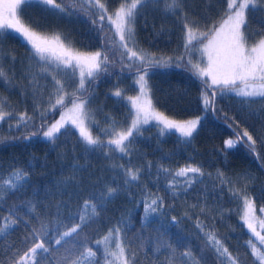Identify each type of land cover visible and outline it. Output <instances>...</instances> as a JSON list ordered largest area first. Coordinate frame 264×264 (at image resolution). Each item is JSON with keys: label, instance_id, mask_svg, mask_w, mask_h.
Here are the masks:
<instances>
[{"label": "snow or ice", "instance_id": "6c2138e0", "mask_svg": "<svg viewBox=\"0 0 264 264\" xmlns=\"http://www.w3.org/2000/svg\"><path fill=\"white\" fill-rule=\"evenodd\" d=\"M32 2L33 0H0V36L8 34L9 30L17 34L30 47L38 64L37 71H33L29 65L23 78L29 81L34 108L42 122L40 130L24 137L25 139L42 135L54 144L60 136L67 135L74 127L87 148L100 150L105 156L118 152L130 157L132 145L142 135V126L155 121L161 126V134L174 129L185 140H190L200 125L201 117L189 120L171 119L155 107L151 97L149 71L173 65L186 67L201 81L204 88L201 95L206 110L216 111L217 94H235L251 115L264 120V28L255 33L249 31V14L264 13V0H225L226 7L220 12L219 19L212 20L206 15V23H201L186 11L188 0H120L119 5L111 11L107 0H36L59 13L68 16L83 14L88 18L103 39L100 50L88 53L75 50L71 42L65 43L66 37L61 33L49 34L40 30L35 22L25 21L23 7L31 6ZM161 3L166 13L179 15L182 22L181 46L184 51L175 56H158L141 48L136 40L137 17L149 7L155 8ZM108 32L112 34L108 35ZM197 52L200 53L201 60L204 56L207 57L205 67H201L199 61H194L193 56ZM117 64L121 72L127 71L134 76V84L138 86V95L135 96H125L119 88L112 93L115 97L126 100L130 106L129 122L124 127L113 122L107 128L99 129V135H93L91 126L98 122L88 107L90 93L86 84L94 82L96 77L107 73L110 67ZM9 73L10 70H5L0 64V80L5 84L14 83V76ZM62 73L78 78L77 87L72 93L65 90L64 82L59 78ZM49 77L53 81L54 91L47 98V107L41 109L37 99L42 96L39 80ZM69 103L71 107H68ZM254 104L259 105V109L253 108ZM8 107L6 99L0 97V122L16 119V127L21 124L27 127L33 122L26 111L16 114L8 110ZM57 108L61 109L60 119L48 124L45 120L47 113ZM224 117L226 121H233L229 127L235 126L234 138L224 141L225 148L244 146L257 160L264 161V155L261 154V150H264V124L257 129L255 125L244 126L227 113H224ZM9 127L12 125L9 124ZM4 140L5 138L0 137V144ZM113 167L122 170L125 177L123 186H129L140 182L142 173L150 170L153 164L147 162L144 167H125L120 164ZM261 167L264 168V164ZM29 175L24 168H13L6 176H0V202L6 203L11 196L23 194L30 183ZM161 175L165 177L167 187L175 198L197 183L202 184L204 177H211L212 173H205L197 165L190 164L173 171L160 164L156 168L157 180ZM215 179L221 190L223 186L229 185L231 196L240 201V219L250 235L246 246L251 250L254 264H264V203L258 209L256 205L257 199L264 200V194L256 198L251 196L248 184L252 178L245 177L242 187H237L236 182L217 170ZM144 188L147 199L144 201L143 226H150V217L158 213L165 214L164 210L168 205L164 196L151 192L147 185ZM119 190L117 187H107L104 192L93 193L74 213L69 211L67 202L61 201L54 205V218L47 212H37V205L32 200L22 199L19 204L14 203L7 215L0 216V237L7 238L18 227L23 226L25 235L22 243L27 246L21 250L15 244L8 245L4 250L6 259L3 264H142L143 229L141 234L129 238L127 222L122 221L99 238L90 239L88 236V229L96 223L95 218L100 215L103 205L110 202L109 198L114 197ZM189 208H199L200 213L206 210L204 204L199 202L189 205ZM184 215L191 218L187 211ZM171 220L177 222V217L172 216ZM196 227L203 234L201 255L197 256L187 246L178 250L173 243L162 239L160 230L157 229L155 249L160 255L155 259L145 257L147 264H208V254L213 256L215 264H242L239 254L234 255L225 239L214 228H207L198 216ZM160 256H163V260Z\"/></svg>", "mask_w": 264, "mask_h": 264}, {"label": "trees", "instance_id": "16d2710c", "mask_svg": "<svg viewBox=\"0 0 264 264\" xmlns=\"http://www.w3.org/2000/svg\"><path fill=\"white\" fill-rule=\"evenodd\" d=\"M107 2L111 11L119 5L120 0ZM224 7L225 0H188L186 11L201 23H206V15L212 20H218ZM22 15L25 21L35 22L42 31L49 34L61 33L66 37L65 43L71 42V46L79 52H94L103 46L102 34L83 14L68 16L33 0L31 6L23 7ZM249 21V31L257 32L264 28V13H250ZM111 34L108 32V35ZM136 40L141 48L158 56L182 53L183 27L179 15L166 13L162 3L155 8L149 7L137 17ZM0 50V64L14 76L12 84H5L0 80V97L6 99L8 110L16 114L26 111L33 121L27 127L23 124L16 127V119L0 122V137L5 138L4 143L0 144V176H6L13 168H24L30 174L29 186L24 189L23 194L11 196L6 203L0 202V216L7 215L8 209L23 199L32 200L37 205V212H47L54 218V205L61 201L67 202L69 211L74 213L93 193L104 192L107 187H117L120 189L118 193L103 205L100 215L95 218L96 223L88 229L90 239L101 237L117 222L123 221L127 222L129 238L141 234L143 229L142 264H147L145 257L155 259L160 255L155 249L157 229L160 230L161 238L173 243L178 250L187 246L199 256L204 240L203 234L196 227L198 216L207 228H214L225 239L234 255L239 254L242 264H254L251 250L246 246L250 235L240 219V201L231 196L229 185L223 186L221 190L215 179L217 170L236 182L237 187H242L245 177L252 178L248 184V192L254 198L264 194V168L261 167L264 161L257 160L244 146L225 148L224 141L234 138L235 126L229 127L233 121H226L224 113L229 117L234 116L244 126L255 125L259 129L264 124V120L251 115L249 109L241 104L239 97L235 94H217L216 111L206 110L201 95L203 85L186 67L173 65L151 69L148 82L155 107L174 120L201 117L197 131L190 140H185L174 129L161 134V126L151 122L142 127V135L132 145L130 157L118 152L105 156L100 150L87 148L74 127L67 135L60 136L54 144L42 135L24 138L40 130L42 122L34 108L29 81L23 78L29 65L33 71L38 70L37 60L30 47L11 30L0 36ZM193 59L199 61L201 67L206 65L200 55H194ZM59 78L64 82L68 93L75 91L77 77L62 73ZM39 84L42 86V96L37 99L43 109L47 107V98L54 87L50 77L41 78ZM86 87L90 93L88 107L98 122L91 126L93 135H99V129L107 128L113 122L121 127L127 126L130 106L126 100L117 98L112 93L119 88L125 96L138 95V86L134 84L132 74L121 72L117 64L110 67L107 73L96 77L94 82L86 84ZM252 107L259 109L260 106L254 104ZM60 111L57 108L47 113L46 122L50 124L58 120ZM261 154L264 155V150H261ZM147 162H151L153 167L142 173L140 182L129 186H123L125 177L122 170L113 167L120 164L125 167H144ZM160 164L173 171L186 165H197L205 173H212V176L206 175L202 184L197 183L173 198L165 177L161 175L157 180L156 168ZM144 185L151 192L164 196L168 205L164 210L165 214L158 213L150 217V226H143L144 201L147 199ZM198 202L204 204L205 212L200 213L199 208H189V205ZM262 203L264 200H256L257 209ZM186 211L191 218L185 217ZM172 216L177 217V222H172ZM24 235L25 230L20 226L7 238L0 237V264L6 259L4 250L8 245L15 244L21 250L27 246L22 243ZM160 259L163 260V256ZM207 262L215 264L211 254H208Z\"/></svg>", "mask_w": 264, "mask_h": 264}, {"label": "rangeland", "instance_id": "374dc122", "mask_svg": "<svg viewBox=\"0 0 264 264\" xmlns=\"http://www.w3.org/2000/svg\"><path fill=\"white\" fill-rule=\"evenodd\" d=\"M194 55L197 56V55H200V53L197 52V53H195ZM203 60L205 61V64H206V62H207V57L204 56V57H203ZM205 66H206V65H205ZM205 66H204V67H205ZM68 107H71V104H70ZM59 119H60V116H59L58 120H59ZM153 122H155V121H153ZM150 123H151V122H150ZM143 126H145V125H143ZM143 126H142V127H143ZM75 129H76V128H75ZM44 139H45V138H44ZM254 242H256V241H254ZM256 243H257V246L260 247V245L258 244V242H256ZM262 250H264V249H262Z\"/></svg>", "mask_w": 264, "mask_h": 264}]
</instances>
